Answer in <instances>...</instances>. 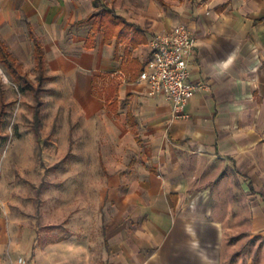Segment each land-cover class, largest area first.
<instances>
[{"label": "crops", "instance_id": "crops-1", "mask_svg": "<svg viewBox=\"0 0 264 264\" xmlns=\"http://www.w3.org/2000/svg\"><path fill=\"white\" fill-rule=\"evenodd\" d=\"M181 24L196 91L176 120L139 77L150 39ZM0 39L34 82L43 48L36 138L48 101L76 109L102 173L66 235L51 223L43 240L0 203V264H264V0H0Z\"/></svg>", "mask_w": 264, "mask_h": 264}, {"label": "rangeland", "instance_id": "rangeland-1", "mask_svg": "<svg viewBox=\"0 0 264 264\" xmlns=\"http://www.w3.org/2000/svg\"><path fill=\"white\" fill-rule=\"evenodd\" d=\"M0 81L9 104L1 129L0 203L7 205L21 228L42 234L43 240L52 233L48 230L51 223L57 225L54 233L66 235L68 219L82 206V185L95 190L101 184L98 145L92 143L93 137H88L95 136L97 128L84 127L76 109L66 112L64 104L57 106L48 101L38 140L34 95L20 93L2 66ZM65 100L62 98L61 102ZM51 120H56L55 128L51 127ZM83 170L89 175L82 174ZM93 189L92 202L98 195ZM228 244L240 249L242 242L231 240ZM254 245L253 241L246 244L249 252L256 250Z\"/></svg>", "mask_w": 264, "mask_h": 264}, {"label": "built area", "instance_id": "built-area-1", "mask_svg": "<svg viewBox=\"0 0 264 264\" xmlns=\"http://www.w3.org/2000/svg\"><path fill=\"white\" fill-rule=\"evenodd\" d=\"M195 45V37L184 24L153 36L149 41L151 60L139 77L141 82L148 84L151 96L167 94L176 120L188 118L185 108L196 91L189 72ZM19 263L24 261L20 259Z\"/></svg>", "mask_w": 264, "mask_h": 264}, {"label": "trees", "instance_id": "trees-1", "mask_svg": "<svg viewBox=\"0 0 264 264\" xmlns=\"http://www.w3.org/2000/svg\"><path fill=\"white\" fill-rule=\"evenodd\" d=\"M96 8H99L102 4V0H93ZM109 18L114 20L111 17V12H108ZM35 58H36V70L38 72L37 81L34 82L29 79L28 75L23 72L22 66L18 64L16 58L10 52L6 43L0 39V66L4 68L6 74L9 76L10 82L13 83L20 93H32L35 97V120L40 125L39 120V110L42 106L43 102L41 100V94L43 91V84L45 82V59L44 52L41 44L35 40ZM2 82L0 81V94L2 98L4 97V93L2 90ZM6 116V105L3 103L0 111V140L2 139L1 129L5 123Z\"/></svg>", "mask_w": 264, "mask_h": 264}]
</instances>
